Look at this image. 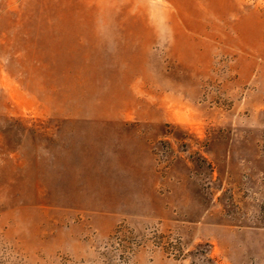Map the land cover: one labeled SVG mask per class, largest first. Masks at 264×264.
Instances as JSON below:
<instances>
[{"label":"rangeland","instance_id":"1","mask_svg":"<svg viewBox=\"0 0 264 264\" xmlns=\"http://www.w3.org/2000/svg\"><path fill=\"white\" fill-rule=\"evenodd\" d=\"M0 264H264V0H0Z\"/></svg>","mask_w":264,"mask_h":264}]
</instances>
